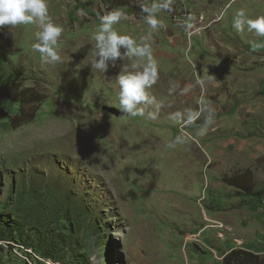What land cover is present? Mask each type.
Returning <instances> with one entry per match:
<instances>
[{
  "label": "rangeland",
  "instance_id": "1",
  "mask_svg": "<svg viewBox=\"0 0 264 264\" xmlns=\"http://www.w3.org/2000/svg\"><path fill=\"white\" fill-rule=\"evenodd\" d=\"M152 2L47 0L50 19L64 29L58 62L33 50L38 23L0 28V89L21 81L48 95L35 121L12 128L0 120V264H223L221 250L236 242L264 256V196L252 194L264 187V158L248 167L233 165L234 154L203 163L198 130L225 110L226 97L213 101L206 61L196 54L220 63L229 59L224 45H233L250 67L264 68V48L252 49L264 37L232 26L241 9L264 16V0H173L149 35L140 6ZM113 10L123 13L114 28L147 38L158 63L147 89L154 102L138 105L144 117L118 109V77L142 70L145 58L121 48L106 72L91 67L99 16ZM252 100L262 115L264 95ZM219 118L221 127L238 123L229 111ZM256 121L264 130V117ZM224 176L244 179L231 186ZM215 211H227L216 221L223 229L213 227Z\"/></svg>",
  "mask_w": 264,
  "mask_h": 264
},
{
  "label": "clouds",
  "instance_id": "2",
  "mask_svg": "<svg viewBox=\"0 0 264 264\" xmlns=\"http://www.w3.org/2000/svg\"><path fill=\"white\" fill-rule=\"evenodd\" d=\"M172 2L173 0H153L150 6L143 4L140 6L141 11L146 14L144 21L151 30L149 35L160 26L161 22L157 13L160 10L171 11ZM122 16L123 13L120 10H113L99 16V26L92 36L95 41V55L98 59L94 60L91 67L100 72H106L110 63L114 64L118 58H122L121 48L126 50V55L145 58L146 62L142 65V70L126 72L118 77V109L131 117H144V108L138 105L142 102H154V98L150 96L147 89L151 88L159 78L158 63L152 54L150 44L145 42L147 38L142 37L137 42L130 35H122L114 28ZM37 23L40 30L36 33V42L32 44L33 50L38 52L41 59L46 62L60 61L57 46L64 29L50 19L47 0H0V28ZM185 26L191 28L192 24L186 23ZM232 26L238 33L247 29L259 37H264V16L249 18L241 9L235 14ZM259 48H264V43L252 45L254 51ZM132 67L135 69L138 65L133 64ZM149 118L155 119V114L150 113ZM194 118L190 117V119ZM212 123L213 119L206 120L197 134L205 135ZM179 139L177 137V140Z\"/></svg>",
  "mask_w": 264,
  "mask_h": 264
},
{
  "label": "crops",
  "instance_id": "3",
  "mask_svg": "<svg viewBox=\"0 0 264 264\" xmlns=\"http://www.w3.org/2000/svg\"><path fill=\"white\" fill-rule=\"evenodd\" d=\"M213 48H216V46H213ZM194 49L195 48H193V50ZM198 51L199 52L196 53L199 54L198 57L206 61L205 66H202L201 70H204L207 74L209 73L210 82L213 84V92L210 94L213 97V101L217 102L218 99L222 100L224 96L226 97V103H224L225 110L219 113L215 112L213 116L210 115V118L213 119V123L208 127L207 133L201 136L205 141L202 149H205L207 152L206 154L203 150L207 158L203 163L205 162V165H208L228 155L231 156L234 154L238 157L232 162L234 163L233 165H238L240 167L252 166L258 159L264 158V130H258L261 125L256 121V117H264V107L261 106L262 115H260L258 101L252 100V98H258V93L264 95V68L263 66L250 67L249 62H247L248 60H245V53H243L240 47L233 45H224V53L226 56H229V59L224 60L221 58L220 63H218L213 56H206L200 53V50ZM223 60L224 62H222ZM187 92L190 93L188 90ZM198 94L201 95L200 92ZM227 111L232 112L234 116L236 115L238 119L237 125L225 124L223 127L220 126L222 121L219 120V115ZM197 116L198 114L190 117L196 118ZM194 119L189 118L187 120L184 119V121L187 123L188 120ZM243 122H245V124ZM219 128H228L229 132L227 130L219 131ZM224 133L226 134L223 135ZM243 161H247V163L244 162L246 163L244 165L242 163ZM213 209L225 211L222 207H220V210L218 207H214ZM240 209L243 212L246 211L244 207ZM218 211L214 212L215 217H210L212 221H223L221 215L225 214L227 211L223 214L218 213ZM249 219L250 220L247 222L248 224L252 222L250 217ZM262 230L263 227L258 226L254 229V236L259 237V233ZM233 248L249 249L245 245L239 246L237 242L230 248L222 249L220 257L222 263L224 255ZM249 250L253 251V249Z\"/></svg>",
  "mask_w": 264,
  "mask_h": 264
},
{
  "label": "trees",
  "instance_id": "4",
  "mask_svg": "<svg viewBox=\"0 0 264 264\" xmlns=\"http://www.w3.org/2000/svg\"><path fill=\"white\" fill-rule=\"evenodd\" d=\"M130 2L127 1L126 4H130ZM47 97V93L35 86H25L21 81H13L0 89V120L8 118L12 128H19L29 124L36 120L40 108ZM13 105L15 106L13 107ZM243 179H230L227 176L223 178L224 182L231 186H235ZM252 194L259 198L263 197L264 187L253 190ZM3 240L10 241L12 239L5 238ZM3 249L0 246V251H3ZM46 256H50L52 259L54 253H46ZM223 264H264V256L246 248H233L224 255Z\"/></svg>",
  "mask_w": 264,
  "mask_h": 264
},
{
  "label": "built area",
  "instance_id": "5",
  "mask_svg": "<svg viewBox=\"0 0 264 264\" xmlns=\"http://www.w3.org/2000/svg\"><path fill=\"white\" fill-rule=\"evenodd\" d=\"M263 202H264V201H263ZM213 225H214V226H213L214 228H221V229L224 228V225H223L222 223H216V222H215Z\"/></svg>",
  "mask_w": 264,
  "mask_h": 264
},
{
  "label": "bare ground",
  "instance_id": "6",
  "mask_svg": "<svg viewBox=\"0 0 264 264\" xmlns=\"http://www.w3.org/2000/svg\"><path fill=\"white\" fill-rule=\"evenodd\" d=\"M223 236V235H222Z\"/></svg>",
  "mask_w": 264,
  "mask_h": 264
}]
</instances>
